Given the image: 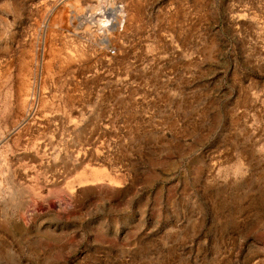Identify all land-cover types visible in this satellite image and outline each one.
<instances>
[{
    "label": "rangeland",
    "instance_id": "obj_1",
    "mask_svg": "<svg viewBox=\"0 0 264 264\" xmlns=\"http://www.w3.org/2000/svg\"><path fill=\"white\" fill-rule=\"evenodd\" d=\"M125 76L196 135L114 129ZM0 264H264V0H0Z\"/></svg>",
    "mask_w": 264,
    "mask_h": 264
},
{
    "label": "crops",
    "instance_id": "obj_2",
    "mask_svg": "<svg viewBox=\"0 0 264 264\" xmlns=\"http://www.w3.org/2000/svg\"><path fill=\"white\" fill-rule=\"evenodd\" d=\"M149 50L150 49H146V51ZM165 51L166 50L162 47L154 49V52L162 57L166 54ZM163 63L164 62H162L160 66H163ZM157 66L159 67V64H157ZM186 84L189 86L188 94L190 95L194 86L192 81H188ZM190 84H192V86ZM117 86L120 91L118 98L123 99L125 104L121 106L117 100L109 101L111 108H115L116 112L130 110L138 114L137 116L134 114V120H124V127L119 126L120 120L113 122L112 125H116L117 130L124 128V131H127V134L131 135H172L187 138L196 135L197 115L204 110L205 104H202L203 110H201V104L198 103L195 97L190 96V98L185 99L183 93L175 91L172 93L175 99L167 100L165 94H168V91L165 90L166 87L163 81L136 82L125 76L123 80H119ZM140 86L148 90L142 93H134L133 89L139 88ZM134 127H136L138 131L133 132L128 130ZM134 159L135 158H133V160ZM127 165L125 164V167ZM166 181L167 180L164 178L163 183ZM28 232L30 234L32 233L30 229Z\"/></svg>",
    "mask_w": 264,
    "mask_h": 264
},
{
    "label": "bare ground",
    "instance_id": "obj_3",
    "mask_svg": "<svg viewBox=\"0 0 264 264\" xmlns=\"http://www.w3.org/2000/svg\"><path fill=\"white\" fill-rule=\"evenodd\" d=\"M120 11H122V10H120ZM120 11H119V13H120ZM101 12V11H100ZM118 13V14H119ZM123 13V12H122ZM122 13H120V14H122ZM101 14V13H100ZM109 14V13H108ZM118 14H116V12H114L113 14L111 13V16H110V14L108 15L109 16V20H107L108 21V23L110 22H112V24L113 25H115L116 26V23L118 22V19L121 17V16H118ZM104 16H105V13L103 14ZM98 17V16H97ZM106 17V16H105ZM122 18V17H121ZM93 19V18H92ZM98 20V19H97ZM102 20V19H101ZM112 25V26H113ZM119 25V24H118ZM111 26V25H110ZM118 27H120V26H118ZM103 29V28H102ZM102 31H105V30H102ZM116 52V51H115ZM110 53L111 54H114V50H110Z\"/></svg>",
    "mask_w": 264,
    "mask_h": 264
}]
</instances>
